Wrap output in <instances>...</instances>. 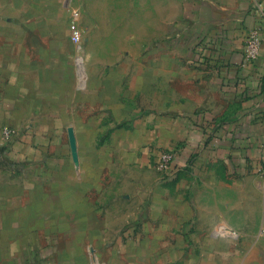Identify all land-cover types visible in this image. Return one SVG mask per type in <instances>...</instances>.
I'll list each match as a JSON object with an SVG mask.
<instances>
[{
	"label": "crops",
	"instance_id": "crops-1",
	"mask_svg": "<svg viewBox=\"0 0 264 264\" xmlns=\"http://www.w3.org/2000/svg\"><path fill=\"white\" fill-rule=\"evenodd\" d=\"M71 3L0 0V264L213 263L211 227L244 243L264 194V0H184L170 42L95 66L57 29ZM258 212L255 252L226 259L264 264Z\"/></svg>",
	"mask_w": 264,
	"mask_h": 264
},
{
	"label": "rangeland",
	"instance_id": "rangeland-1",
	"mask_svg": "<svg viewBox=\"0 0 264 264\" xmlns=\"http://www.w3.org/2000/svg\"><path fill=\"white\" fill-rule=\"evenodd\" d=\"M184 0H72L69 6H64L62 17L57 19V29L66 27V42L75 48V56L78 62L92 60V66L96 61L104 60L105 64H111L120 58V55L128 54L135 45L142 46L151 43L152 47L159 46L172 38V28L175 26ZM73 12L78 13L75 20ZM75 23L80 33L78 44L70 40L69 26ZM128 51V52H127ZM133 53V52H131ZM99 65V63L97 64ZM106 70V69H105ZM207 202L216 210H225L223 197L207 195ZM264 194L257 192L248 199L247 226L244 229L247 235L245 242L237 243L238 233L235 228L229 227L226 223L216 224L211 227V234H215L211 240V253L214 247L220 248V253L214 258L211 264H239V260L226 259L223 252L234 251L255 252V238L250 236L258 229L255 224L259 223L261 212L260 205ZM228 206V205H227ZM217 212V211H216ZM224 212V211H220ZM218 213V212H217ZM223 214V213H220ZM227 214V213H224ZM264 220V217H263ZM253 226V227H250ZM253 228V229H250ZM262 229V228H261ZM259 229L258 235L262 233ZM254 235V236H255ZM224 246L227 247L224 249ZM217 257V258H216ZM205 260V259H204ZM203 260V261H204ZM244 264H259L253 256L252 259L242 261Z\"/></svg>",
	"mask_w": 264,
	"mask_h": 264
},
{
	"label": "built area",
	"instance_id": "built-area-1",
	"mask_svg": "<svg viewBox=\"0 0 264 264\" xmlns=\"http://www.w3.org/2000/svg\"><path fill=\"white\" fill-rule=\"evenodd\" d=\"M73 18L76 20L78 17L77 12H73ZM69 35L70 40L74 44H78L80 40V33L76 28V24L72 23L69 26ZM262 43V38L259 32L258 28H253L247 31V34L245 36V42H244V49H243V64L248 65L252 64L256 61L259 55L260 46ZM14 132L8 129H5L3 131V136L5 138L10 137L13 135ZM262 161L260 165L255 170V173L263 179L264 182V144L262 146ZM175 152L174 150H167L160 154L159 160L156 164V168L158 171L161 172H170L171 170V164L173 162Z\"/></svg>",
	"mask_w": 264,
	"mask_h": 264
}]
</instances>
